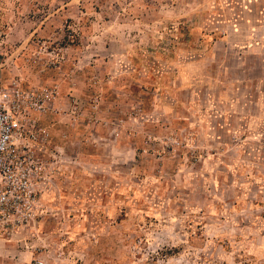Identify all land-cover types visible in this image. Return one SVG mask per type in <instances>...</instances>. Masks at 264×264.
Wrapping results in <instances>:
<instances>
[{"label": "rangeland", "instance_id": "1", "mask_svg": "<svg viewBox=\"0 0 264 264\" xmlns=\"http://www.w3.org/2000/svg\"><path fill=\"white\" fill-rule=\"evenodd\" d=\"M12 79L60 152L0 264H264V0H0Z\"/></svg>", "mask_w": 264, "mask_h": 264}, {"label": "built area", "instance_id": "2", "mask_svg": "<svg viewBox=\"0 0 264 264\" xmlns=\"http://www.w3.org/2000/svg\"><path fill=\"white\" fill-rule=\"evenodd\" d=\"M56 94L19 79L0 85V240L13 239L43 213L41 194L59 164L45 122L57 112Z\"/></svg>", "mask_w": 264, "mask_h": 264}, {"label": "crops", "instance_id": "3", "mask_svg": "<svg viewBox=\"0 0 264 264\" xmlns=\"http://www.w3.org/2000/svg\"><path fill=\"white\" fill-rule=\"evenodd\" d=\"M51 140H52V139H51V137H50V146H51V147H55V146H52V145H51ZM44 192H45V191L43 190V192H42V194H41V200H42V198H43V196H44Z\"/></svg>", "mask_w": 264, "mask_h": 264}]
</instances>
